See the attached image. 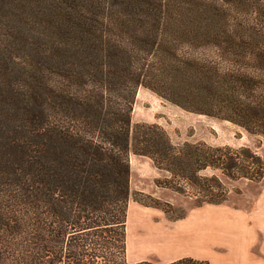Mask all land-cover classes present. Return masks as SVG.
I'll list each match as a JSON object with an SVG mask.
<instances>
[{"label": "trees", "instance_id": "16d2710c", "mask_svg": "<svg viewBox=\"0 0 264 264\" xmlns=\"http://www.w3.org/2000/svg\"><path fill=\"white\" fill-rule=\"evenodd\" d=\"M262 2L207 0L204 20L187 28L168 26L162 12L155 26L139 29L137 54L133 45L122 43L102 55L100 45L117 44L96 40L97 50L88 49L95 55V78L79 71L73 84L65 79L59 87L52 64L45 90L31 93L25 127L0 128V264H128L130 152L167 172L170 177L158 184L190 193L197 206L226 201L219 174L262 181L264 158L250 146L175 145L162 126L131 123L136 89L144 86L264 140ZM177 35L189 36L188 46L202 49L201 55L181 51L172 41ZM85 47L81 68L91 64L83 56ZM48 60L55 63L54 57ZM115 78L121 79L122 95ZM18 130L22 137L9 134ZM207 169L211 175L198 174ZM134 264L208 262L181 257Z\"/></svg>", "mask_w": 264, "mask_h": 264}, {"label": "rangeland", "instance_id": "374dc122", "mask_svg": "<svg viewBox=\"0 0 264 264\" xmlns=\"http://www.w3.org/2000/svg\"><path fill=\"white\" fill-rule=\"evenodd\" d=\"M206 2L0 0V113L6 115H0V128L4 131L20 129L19 125L25 127L30 116L31 93L45 90L52 64L58 72L54 79L59 87L65 85V79L73 84L72 79L79 71L87 78L92 75L95 78L97 69L92 65L95 55L88 49L96 47V40L102 38L103 44L113 41L117 44L100 45L102 55H106L108 49H120L122 43L133 45L137 54L139 29L145 25L155 26L160 22V13H165L163 17L168 26L179 24L187 28L204 20ZM93 41L96 43L92 44ZM172 41L185 53L199 56L203 52L188 46L189 36H173ZM84 46L83 56L86 55L91 66L81 68ZM49 57H54L55 63H50ZM114 82L116 93L122 95L121 79L115 78ZM7 122L12 123L11 126ZM131 123H156L167 131L175 145L184 142L246 145L264 158V140L248 136L229 121L188 111L144 86L136 89ZM9 134L23 136L20 130ZM128 160L126 263L168 262L192 257L208 264H264V179L232 181L219 174L226 201L197 206L190 193L180 194L158 184L157 181L163 183L170 175L158 170L149 158L130 152ZM198 174L211 175V171L201 170Z\"/></svg>", "mask_w": 264, "mask_h": 264}]
</instances>
